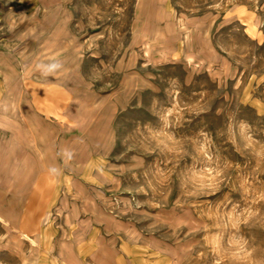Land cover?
Masks as SVG:
<instances>
[{
  "label": "rangeland",
  "instance_id": "rangeland-1",
  "mask_svg": "<svg viewBox=\"0 0 264 264\" xmlns=\"http://www.w3.org/2000/svg\"><path fill=\"white\" fill-rule=\"evenodd\" d=\"M0 56V264H46L64 175L171 264H264V0H0Z\"/></svg>",
  "mask_w": 264,
  "mask_h": 264
},
{
  "label": "crops",
  "instance_id": "crops-1",
  "mask_svg": "<svg viewBox=\"0 0 264 264\" xmlns=\"http://www.w3.org/2000/svg\"><path fill=\"white\" fill-rule=\"evenodd\" d=\"M3 63L5 59L0 56V64ZM11 94V83L6 72L0 68V99ZM102 160L95 157L87 163L83 178L74 180L73 184L75 181L80 183L79 188L84 193L92 191L91 188L95 187L93 175L97 171L101 173L98 167L102 165ZM65 182L64 175L50 199L55 209L51 208L50 217L38 233L37 259L41 252L46 264H171L165 253L149 240L136 239L125 232L108 212L100 208L85 210L74 200L66 203V197L61 195L72 192L68 185L63 184ZM25 256L23 251L22 258Z\"/></svg>",
  "mask_w": 264,
  "mask_h": 264
},
{
  "label": "clouds",
  "instance_id": "clouds-1",
  "mask_svg": "<svg viewBox=\"0 0 264 264\" xmlns=\"http://www.w3.org/2000/svg\"><path fill=\"white\" fill-rule=\"evenodd\" d=\"M35 67L36 70L39 71L41 76L48 78L60 72L63 69L64 65L59 58H51L47 61L38 62ZM50 172L55 175L57 174V169H50Z\"/></svg>",
  "mask_w": 264,
  "mask_h": 264
}]
</instances>
